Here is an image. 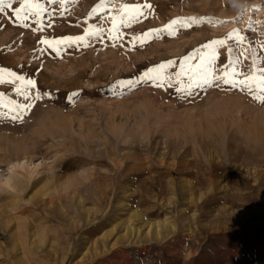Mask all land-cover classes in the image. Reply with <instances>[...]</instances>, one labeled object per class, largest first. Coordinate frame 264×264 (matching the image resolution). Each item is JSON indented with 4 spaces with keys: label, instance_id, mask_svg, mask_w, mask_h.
I'll return each mask as SVG.
<instances>
[{
    "label": "rangeland",
    "instance_id": "1",
    "mask_svg": "<svg viewBox=\"0 0 264 264\" xmlns=\"http://www.w3.org/2000/svg\"><path fill=\"white\" fill-rule=\"evenodd\" d=\"M20 2L11 0L12 8L0 12V69L37 79L38 87L32 92H39L40 98L33 97L32 110L16 122L26 124L18 127V133L26 130L22 135L30 144L32 136L40 141L23 163L0 159V206L7 210L27 203L29 207L10 221L9 232L15 236L0 235V264H93L91 256L98 255V249L106 251L109 260L118 258V264H264V103L228 85L197 89L186 96L176 91L175 81L185 56L233 29L245 40L243 47L227 54L228 59L247 49L239 67L250 65L253 58L264 67V0H111L97 13L92 9L101 0H65L63 5L60 0H39L47 9L40 31H35L40 27L35 18L27 21L28 28L16 20L13 9ZM112 3L117 8L121 4H150L151 8L143 7L144 16L121 25L120 39L112 41L107 32L110 16L117 11ZM188 17L203 22L187 28L178 24L174 35L163 30L173 19ZM91 25L105 32L102 38L88 37L87 47L62 46L57 56L39 43L45 36L83 35ZM150 29L161 31L144 42L135 39ZM228 59L221 56L224 63ZM169 60L175 62L166 70L172 79L163 87L147 81L133 86L120 83L135 82L148 69ZM9 96L31 103L16 92ZM50 114L57 122L64 118V133L58 123L49 124ZM37 116L43 117L39 121ZM47 128L50 133L44 135ZM7 176H13L12 188L5 183ZM21 182L30 183L24 191L17 189ZM53 196L57 199L49 202ZM133 217L138 233L126 232L124 227ZM115 218L119 219L113 235L105 245L99 243L100 233L111 230ZM154 220L160 223L161 238L153 229L146 233L144 221ZM5 223L0 218V225ZM31 241L37 244L32 246Z\"/></svg>",
    "mask_w": 264,
    "mask_h": 264
},
{
    "label": "snow or ice",
    "instance_id": "2",
    "mask_svg": "<svg viewBox=\"0 0 264 264\" xmlns=\"http://www.w3.org/2000/svg\"><path fill=\"white\" fill-rule=\"evenodd\" d=\"M55 2V0H53ZM61 4L65 3V0H60ZM111 3V0H101L100 4L96 5L92 9V13L103 12L104 8ZM113 8H117L115 3H112ZM12 8L11 0L5 3V0H0V12L4 11V8ZM143 7L151 8L150 4L147 5H129L121 4L117 8L116 14L110 16L111 27L107 29L108 39L116 41L120 39V26L127 25L129 21L138 19L144 16L142 11ZM47 9L39 2V0H21L19 7L13 9L16 20L28 28L30 25L27 21L30 18H35L36 24L40 27L35 31H40L44 28L43 21L41 19L42 14ZM203 22L197 21L195 17L177 18L173 19L169 23L163 26V30L167 31L170 35L175 34L174 26L180 25L181 27H191L195 23ZM251 24V21H249ZM51 22L47 27H51ZM161 29H150L148 32H144L142 36L135 37L137 41L144 42L145 39L152 37L153 33H159ZM105 29L103 27H97L95 25L89 26L84 31L83 35H65V36H53L43 37L39 40V43L51 49L57 56L61 54L62 46H77L83 44L88 46V37H103ZM245 37L240 34L238 29H233L227 33L224 37L212 39L210 42L202 45V49H197L195 54H190L183 58V62L180 64V70L175 72V81L178 85L176 91L186 96L193 95L194 91L201 88H220L224 85H228L231 88H240L246 90L257 101L264 103V67L256 65L255 58L252 63L244 68H240L242 64L240 57L245 56V51L239 53L235 59H228L227 54L243 47ZM223 50V51H222ZM224 55L225 59H228L227 63L221 60V56ZM195 60V63L190 61ZM220 61V67H217V62ZM175 62L172 60L166 63L158 64L155 68H150L139 78V80L133 82L121 81V84L127 83L129 86H133L135 83L141 81H147L154 83L157 87H163L165 82H170L172 77L167 73V69L171 68ZM156 73L155 76L152 73ZM5 77H8L7 79ZM187 78L186 81L184 78ZM12 84L14 91L22 96L25 101H30L33 97L35 99L40 98L39 92H32V89L36 88V81L31 78H25L24 76L17 75L15 72L8 69H0V84ZM3 94L0 93V97ZM12 107L9 108L8 104L0 103V107L8 108V113L11 114V119L16 121L22 118V114L31 108V103H15L9 102Z\"/></svg>",
    "mask_w": 264,
    "mask_h": 264
},
{
    "label": "bare ground",
    "instance_id": "3",
    "mask_svg": "<svg viewBox=\"0 0 264 264\" xmlns=\"http://www.w3.org/2000/svg\"><path fill=\"white\" fill-rule=\"evenodd\" d=\"M92 1H95V0H92ZM88 2V1H87ZM88 4H89V2H88ZM91 4H92V2H91ZM23 39V38H22ZM7 40V39H6ZM13 41V40H12ZM30 43H32V42H29V44L28 45H30ZM27 44V43H26ZM3 45V44H2ZM27 46V45H26ZM3 47V46H2ZM27 47H29V46H27ZM3 50H4V48H3ZM18 52V51H17ZM16 52V53H17ZM21 53V52H20ZM23 55V54H22ZM166 54H164L163 56H165ZM18 56V55H17ZM14 57H16V56H14ZM19 57V56H18ZM10 60H12V59H10ZM17 60H19L18 58H17ZM13 61H14V59H13ZM147 61V60H146ZM4 62H6V61H4ZM11 62V61H10ZM15 62H17L16 60H15ZM151 62V61H150ZM34 64V63H33ZM15 65V64H14ZM23 65V64H22ZM12 66V65H11ZM39 66V65H38ZM6 67V66H5ZM89 67V66H88ZM84 68H85V66H84ZM83 68V69H84ZM7 69V68H6ZM11 69V68H10ZM76 69H77V67H76ZM95 69H96V67H95ZM45 70V69H44ZM50 70H51V68H50ZM93 70H94V68H93ZM77 71V70H76ZM94 71H96V70H94ZM45 72V71H44ZM46 72H47V70H46ZM38 73V72H37ZM80 73V72H79ZM78 73V74H79ZM99 72H97V74H98ZM47 74H49L48 72H47ZM113 74V73H112ZM20 75V74H19ZM71 75V74H70ZM114 75V74H113ZM33 76H35V74L33 75ZM37 76H38V74H37ZM49 76H51V75H49ZM116 76V75H115ZM54 77V76H53ZM69 77V76H68ZM68 77H67V79H68ZM73 77V76H72ZM71 77V78H72ZM95 77V76H94ZM45 78V77H44ZM74 78V77H73ZM98 78V77H97ZM46 79V78H45ZM47 79H48V77H47ZM56 79V78H55ZM72 80V79H71ZM74 80V79H73ZM72 80V81H73ZM76 80V79H75ZM51 81V80H50ZM61 81V80H60ZM36 82H37V79H36ZM67 82V81H66ZM75 82V81H74ZM78 82V80L75 82V83H77ZM43 83V82H42ZM79 84V83H78ZM105 84V83H104ZM104 84H103V86H104ZM110 84V83H109ZM41 85V84H40ZM64 85V84H63ZM68 85H70V84H68ZM37 87H38V85H36ZM101 86V85H100ZM40 87V86H39ZM49 87V86H48ZM52 87H53V85H52ZM51 87V88H52ZM69 87V86H68ZM99 87V86H98ZM102 87V86H101ZM73 88V87H72ZM100 88V87H99ZM40 89V88H39ZM57 89V88H56ZM71 89V88H70ZM78 89V88H77ZM76 89V90H77ZM33 90H35V89H33ZM49 90V89H48ZM55 90V89H54ZM75 90V91H76ZM104 90V89H103ZM41 91V90H40ZM46 91V90H45ZM92 91V90H91ZM11 92H15L14 91V88H13V85L12 84H8V83H5V84H0V93H2L3 94V96L2 97H0V103H3V104H8L9 105V108H11L12 107V105L9 103L10 101H12V102H15V103H21V101H19L20 99V97L18 98V97H16L15 96V98H13V97H11V96H9V94L11 93ZM43 92V91H42ZM47 92V91H46ZM50 92V91H49ZM141 93V92H140ZM16 95V94H15ZM13 96H14V94H13ZM20 96V95H19ZM150 97V96H149ZM149 97H147V99L149 98ZM18 98V99H17ZM51 98V97H50ZM35 99V98H34ZM32 100V99H31ZM31 100H30V102H31ZM37 100V99H36ZM35 100V102H37ZM46 100V99H45ZM169 100V99H168ZM42 101V100H41ZM72 101V100H71ZM151 101V100H150ZM152 101H153V98H152ZM151 101V102H152ZM243 101H245V100H243ZM22 102H23V99H22ZM34 102V100L31 102V105H32V103ZM43 102L45 103V101L43 100ZM150 102V103H151ZM168 102V101H167ZM237 102V101H236ZM23 103H26V102H23ZM37 103H40V101H38ZM44 105V104H43ZM47 105V104H46ZM151 105V104H150ZM240 105V104H239ZM245 105V104H244ZM39 106H40V104H39ZM45 106V105H44ZM153 106H154V103H153ZM217 106V105H216ZM236 106V105H235ZM243 106V105H242ZM38 107V106H37ZM40 107H42V105L40 106ZM47 107V106H46ZM49 107V106H48ZM244 107V106H243ZM213 108V107H212ZM221 108V107H220ZM237 108H239V107H237ZM35 109V108H34ZM33 109V110H34ZM37 109V108H36ZM35 109V110H36ZM66 109V108H65ZM216 109V108H215ZM244 109V108H243ZM242 109V110H243ZM30 110V109H29ZM31 110H32V107H31ZM34 110V111H35ZM64 110V109H63ZM241 110V111H242ZM245 110V109H244ZM243 110V111H244ZM38 111V113H39V110H37ZM52 111V110H51ZM64 111H68V110H64ZM63 111V112H64ZM70 111V110H69ZM73 111V110H72ZM71 111V112H72ZM221 111V110H220ZM238 111V110H237ZM9 112V109L8 108H3V107H0V152L1 153H3V156H1L0 157V159L3 161H6V160H9V162H11V164H12V162H14V161H18L19 163H23V162H20L21 160H24V159H26V158H29L30 157V153L33 151L32 150V148L34 149V147H35V145H36V142L37 141H40L39 139L37 140V138L36 137H30L31 139H32V143L30 144V141H28L27 140V136L26 137H24V135H22L23 133L22 132H24V131H26V130H24L23 131V128H22V132H20V133H18L19 132V130L21 129V128H18V127H20L21 125H24V126H26V124H19L18 122H16V121H18V120H16V121H13L12 119H11V114H14V113H9L8 115H4L3 113H8ZM29 112V111H28ZM34 113V112H33ZM36 113V112H35ZM34 113V114H35ZM62 113V112H61ZM70 113V112H69ZM74 113V112H73ZM23 114H25V113H23ZM37 114V113H36ZM57 114V113H56ZM32 115V114H31ZM42 115V114H41ZM51 115V119H48V120H50V123L49 124H51V125H54L55 123H58L59 125H60V131H61V133H64L65 132V127H66V124L65 123H62V119H64V118H62L61 120H59L58 122L55 120V117L53 118V114H50ZM61 115H63V114H61ZM26 116H28V115H26ZM25 117V116H24ZM32 117L33 116H31V119H32ZM38 117V119H39V117H43V116H37ZM62 117V116H61ZM60 117V118H61ZM63 117H64V115H63ZM34 118V117H33ZM47 118V117H46ZM59 118V119H60ZM22 119V118H21ZM27 119V118H26ZM42 119V118H41ZM45 119V118H44ZM28 120H29V118H28ZM33 120V119H32ZM37 120V119H36ZM58 120V119H57ZM24 121V120H23ZM23 121H22V123H23ZM30 121V120H29ZM39 121H40V119H39ZM47 121V120H46ZM25 122V121H24ZM33 122V121H32ZM37 122H38V120H37ZM44 122V121H43ZM42 122V123H43ZM48 122V121H47ZM63 122H64V120H63ZM29 123V122H28ZM46 123V122H45ZM31 124V123H30ZM38 125H40V127H41V123H39V124H37V126ZM50 125V126H51ZM31 126H33V124L31 125ZM34 126H36V125H34ZM46 126H48V125H46ZM46 126H44V127H46ZM54 127V126H53ZM32 128V127H31ZM51 128V127H50ZM28 129V128H27ZM30 129V128H29ZM29 129L27 130V132L29 131ZM39 129V128H38ZM37 129V130H38ZM42 129V128H41ZM48 129V128H47ZM53 129V128H52ZM57 129V128H56ZM55 129V130H56ZM40 130V129H39ZM32 131V130H31ZM44 131H45V129H44ZM26 132V133H27ZM36 132H38V131H36ZM43 132V131H42ZM57 132V131H56ZM207 132V131H206ZM26 133H24V134H26ZM39 133V132H38ZM47 133H50V131H49V129H48V131L46 132V133H44V135H47ZM68 133H69V131H68ZM71 133V132H70ZM163 133V132H162ZM165 133V132H164ZM217 133V132H216ZM34 134V133H33ZM32 134V135H33ZM56 134V133H55ZM54 134V135H55ZM208 134V133H207ZM211 134H213L214 135V132L212 133V131H211ZM250 134H252V133H250ZM39 135H41V133L39 134ZM59 135V134H58ZM68 135V134H67ZM126 135V134H125ZM157 134H155V136H156ZM161 135H163V134H161ZM164 135H166V134H164ZM163 135V136H164ZM173 135H175V133L173 134ZM209 135H210V133H209ZM212 135V136H213ZM34 136H36V135H34ZM37 136H38V134H37ZM43 136V135H42ZM42 136H40V137H42ZM49 136V135H48ZM70 136H72V135H70ZM159 136H160V134H159ZM168 136H170L171 137V135H168ZM167 136V137H168ZM211 136V135H210ZM210 136H208V137H210ZM253 136V135H252ZM45 137V136H44ZM54 137V136H53ZM62 137H64L63 135H62ZM157 137V136H156ZM176 137H178V136H176ZM181 137V136H180ZM184 137V136H183ZM217 137V136H216ZM39 138V137H38ZM134 137H132L131 139H133ZM135 138H137V137H135ZM175 138V137H174ZM202 138V137H201ZM213 139H214V137H212ZM64 139V138H63ZM183 139V138H182ZM181 139V140H182ZM210 139H211V137H210ZM52 140H53V138H52ZM139 140V139H138ZM155 140H157V139H155ZM160 140V139H159ZM178 140V139H177ZM133 141V140H132ZM150 141H151V139H150ZM199 141V140H198ZM203 141V140H202ZM213 141V140H212ZM256 141V140H255ZM26 142H27V144H29V145H31V146H26L25 144H26ZM113 142V141H112ZM131 142V141H130ZM160 142V141H159ZM175 142V141H174ZM211 142V141H210ZM101 143V142H100ZM108 143V142H107ZM129 143V142H128ZM154 143V142H153ZM156 143V142H155ZM197 143V142H196ZM216 143V142H215ZM174 144V143H173ZM172 144V145H173ZM183 144V143H182ZM195 144V143H194ZM199 144H201V143H199ZM264 144V143H263ZM107 145V144H106ZM109 145V144H108ZM124 145V144H123ZM160 145H162V144H160ZM168 145H171V144H168ZM195 145H197V144H195ZM111 146V145H110ZM183 146V145H182ZM181 146V147H182ZM210 146V145H209ZM40 147V146H39ZM99 147V146H98ZM128 147V146H127ZM130 147V146H129ZM172 147V146H171ZM174 147L175 146H173V148L172 149H174ZM186 147V146H185ZM110 148V147H109ZM169 148V147H168ZM180 148V147H179ZM167 149V148H166ZM38 150V149H37ZM93 150V149H92ZM91 150V151H92ZM115 150V149H114ZM170 150V149H169ZM110 151H113V150H110ZM106 152V151H105ZM109 152V151H108ZM249 152V151H248ZM183 153V152H182ZM102 154V153H101ZM185 154V153H184ZM191 154V153H190ZM263 154V153H262ZM33 155V154H32ZM94 155H96V154H94ZM107 155V153L105 154V156ZM181 155V154H180ZM189 155V154H188ZM5 156V157H4ZM114 156V155H113ZM131 157V156H130ZM140 157V156H139ZM6 158H8V159H6ZM31 158V157H30ZM106 159V158H105ZM113 159V158H112ZM111 159V160H112ZM135 159H137V158H135ZM135 159H131L132 161H134ZM141 159V158H140ZM143 159V158H142ZM177 159V158H176ZM144 160V159H143ZM142 160V161H143ZM185 160V159H184ZM189 160V159H188ZM196 160V159H195ZM1 161V162H2ZM27 161V160H26ZM123 161V160H122ZM155 161V160H154ZM160 161V160H159ZM179 161V160H178ZM186 161V160H185ZM1 162H0V165H1ZM8 162V163H9ZM149 162H150V160H149ZM156 162V161H155ZM155 162H154V164H155ZM199 162V161H198ZM3 163V162H2ZM6 163V162H5ZM66 163V162H65ZM121 163H123V162H121ZM138 163H140L139 162V159H138ZM179 163V162H178ZM182 163V162H181ZM119 164V163H118ZM126 164V163H125ZM125 164H124V166H125ZM168 164V163H167ZM189 164H190V162H189ZM194 164V162L192 163V165ZM196 164H198V163H196ZM62 165V164H61ZM61 165H60V167H61ZM138 165V164H137ZM141 165V164H140ZM170 165V164H169ZM21 166V165H20ZM116 166V165H115ZM136 166V165H135ZM178 166V165H177ZM187 166V165H186ZM185 166V167H186ZM12 167V166H11ZM59 167V168H60ZM126 167V166H125ZM147 167V166H146ZM148 168V167H147ZM173 168V167H172ZM177 168V167H176ZM188 168V167H187ZM197 168H199V167H197ZM263 168V167H262ZM58 169V168H57ZM120 169V168H119ZM123 169V168H122ZM144 169V168H143ZM178 169H179V167H178ZM178 169H176V170H178ZM97 170H99L98 168H97ZM101 170V169H100ZM105 170V169H104ZM175 170V171H176ZM183 170V169H182ZM193 170H195V168L193 167ZM257 170V169H256ZM122 171V170H121ZM121 171H120V174H122L121 173ZM130 171V170H129ZM153 171V170H152ZM185 171V170H184ZM200 171V170H199ZM93 172V171H92ZM133 172H134V170H133ZM64 173V172H63ZM91 173V172H90ZM132 173V172H131ZM135 173H136V171H135ZM173 173V172H172ZM187 173V172H186ZM213 173V172H212ZM55 174V173H54ZM99 173H97V175H98ZM106 174V173H105ZM126 174V173H125ZM128 174V173H127ZM142 174V173H141ZM181 174V173H180ZM100 175V174H99ZM122 175H124V174H122ZM202 175V174H201ZM206 175V174H205ZM213 175V174H212ZM102 176V175H101ZM125 176V175H124ZM124 176H122V177H124ZM13 177V176H12ZM11 176H7V178H6V181H5V183L8 185V186H11V188H12V186H13V182H14V180H13V178H12ZM93 177V176H92ZM104 177H105V175H104ZM40 178V177H39ZM38 178V179H39ZM57 178H60V176H58ZM109 178V177H108ZM131 178V177H130ZM134 178V177H133ZM85 179V178H84ZM95 179V178H94ZM124 179V178H123ZM127 179V178H126ZM185 179H187V178H185ZM184 179V180H185ZM202 179V178H201ZM31 180V179H30ZM36 180V179H35ZM83 180V179H82ZM91 180V179H90ZM89 180V181H90ZM98 180V179H97ZM103 180V179H102ZM107 180H109V179H107ZM118 180V179H117ZM132 180V179H131ZM92 181V180H91ZM96 181V180H95ZM100 181V180H99ZM182 181V180H181ZM18 182H20V181H18ZM85 182V181H84ZM97 182V181H96ZM111 182V181H110ZM125 182V181H124ZM129 182V181H128ZM16 183V182H15ZM27 183H29V182H26V183H24V182H21L20 184L18 183V185H17V189L19 190V191H24L25 189H26V185H27ZM91 183V182H90ZM182 183H183V181H182ZM30 184V183H29ZM41 184V183H40ZM79 184V183H78ZM83 184V183H82ZM86 184V183H85ZM99 184H100V182H99ZM123 184V183H122ZM125 184V183H124ZM184 184V183H183ZM106 185V184H105ZM104 185V186H105ZM112 185H113V183H112ZM126 185V184H125ZM90 186V185H89ZM92 186V185H91ZM98 186H100V185H98ZM109 186L110 187H112L110 184H109ZM16 187V186H15ZM79 187V186H78ZM109 187V188H110ZM114 187V186H113ZM118 187H119V185H118ZM81 188V187H80ZM79 188V189H80ZM108 188V187H107ZM124 188V187H123ZM128 188V187H127ZM178 188V187H177ZM184 188H185V186H184ZM204 188V187H203ZM16 189V190H17ZM63 189H65L64 187H63ZM185 189H187V188H185ZM193 189V188H192ZM81 190V189H80ZM199 190V189H198ZM73 191V190H72ZM102 191H103V189H102ZM105 191V190H104ZM112 191V190H111ZM186 191H188V190H186ZM197 191V190H196ZM8 192H10V191H8ZM100 192V191H99ZM123 192V191H122ZM194 192V191H193ZM12 193V192H11ZM109 193H111V192H109ZM108 193V194H109ZM206 193V192H205ZM14 194V193H13ZM76 194V193H75ZM90 194H91V192H90ZM96 194V193H95ZM107 194V193H106ZM153 194V193H152ZM195 194V193H194ZM20 195H22V194H20ZM64 195V194H63ZM92 195V194H91ZM90 195V196H91ZM112 195V194H111ZM187 195V194H186ZM15 196V195H14ZM34 196H36V195H34ZM39 196H40V194H39ZM92 196H94V195H92ZM104 196V195H103ZM113 196V195H112ZM112 196H111V198H112ZM204 196V195H203ZM206 196V195H205ZM45 197V196H44ZM46 197H47V195H46ZM46 197H45V199H46ZM87 197V196H86ZM186 197V196H185ZM16 198V197H15ZM41 198H43V197H41ZM82 198H83V196H82ZM97 198V197H96ZM110 198V199H111ZM118 198V197H117ZM116 198V199H117ZM122 198V197H121ZM188 198V197H187ZM202 198V197H201ZM30 199V198H29ZM57 199V196H53L51 199H50V201L49 202H54L55 200ZM77 199V198H76ZM93 199V198H92ZM12 200V199H11ZM42 200V199H41ZM83 200V199H82ZM106 200V199H105ZM104 200V201H105ZM120 200V199H119ZM200 200V199H199ZM9 201V200H8ZM13 201H15V200H13ZM77 201V200H76ZM80 201V200H79ZM84 201L85 202H87L85 199H84ZM91 201V200H90ZM94 201H96V200H94ZM93 201V202H94ZM110 201V200H109ZM177 201V200H176ZM187 201V200H186ZM202 201V200H201ZM11 202V201H10ZM37 202V201H36ZM39 202H41V201H39ZM60 202H61V200H60ZM82 202V201H81ZM101 202V201H100ZM116 202V201H115ZM173 202V201H172ZM172 202H171V204H172ZM13 203V202H12ZM16 203V202H15ZM17 203H19V201L17 202ZM25 203V202H24ZM107 203V202H106ZM109 203V202H108ZM107 203V204H108ZM202 203V202H201ZM27 203H25V204H16V205H14L13 206V208L12 209H4V207H2V206H0V207H2L1 208V211H0V218L2 219V220H4V221H6V223L5 224H1L0 225V235H2V236H4V237H10L11 238V236L13 237V235L15 234V232H14V234L12 235V233H10L9 231V229H10V225H11V222L10 221H12L13 220V218H14V214L15 213H20V212H24L25 210H28V204L26 205ZM54 204V203H53ZM77 204V203H76ZM83 205L85 204L84 202L82 203ZM82 204H80V206L82 205ZM116 204V203H115ZM115 204H113V205H115ZM174 204H176L175 202H174ZM73 205V204H72ZM71 205V206H72ZM98 205V204H97ZM50 206V205H49ZM79 206V205H78ZM77 206V207H78ZM172 206V205H171ZM175 206V205H174ZM173 206V207H174ZM12 207V206H11ZM52 207V206H51ZM59 207V206H58ZM75 207V206H74ZM34 208V207H33ZM48 208V207H47ZM63 208H65V207H63ZM67 208V207H66ZM65 208V209H66ZM69 208H71V207H69ZM68 208V209H69ZM90 208V207H89ZM89 208H88V210H89ZM75 209V208H74ZM127 209V208H126ZM174 210H175V208H173ZM81 210V209H80ZM91 210V209H90ZM114 210V209H113ZM116 210V209H115ZM60 211V210H59ZM58 211V212H59ZM69 211H71V210H69ZM75 211V210H74ZM136 211H138V210H136ZM142 211V210H141ZM185 211V210H184ZM183 211V212H184ZM97 212V211H96ZM131 212H133L132 210H131ZM180 212V211H179ZM62 213V212H61ZM139 213H141V212H139ZM186 213V212H185ZM70 214H71V212H70ZM108 214H109V212H108ZM143 214V213H142ZM184 214V213H183ZM72 215V214H71ZM99 215V214H98ZM181 215V214H180ZM185 215V214H184ZM18 216V215H17ZM60 216H62V215H60ZM65 216V215H64ZM85 217H86V214L84 215ZM100 216V215H99ZM179 216V215H178ZM20 217V216H19ZM72 218H73V216H71ZM77 218L79 217V216H76ZM104 217V216H103ZM138 217H139V215H138ZM142 217V216H141ZM144 217V216H143ZM21 219H22V217H20ZM20 218H15L16 220L17 219H20ZM76 218V219H77ZM185 218V217H184ZM112 219V218H111ZM118 219L119 218H115V220H114V224H112L113 226H112V228H111V230H106V231H102V234L100 233V235H101V237L99 238L100 240H98V242L99 243H103L104 244V242H106L107 240H108V238L109 237H111L112 235H113V232L115 231V229H116V227H117V225L115 224V222H117L118 221ZM146 219V217H144V220ZM179 219V218H178ZM183 219V218H182ZM16 220H15V222H16ZM25 220V219H24ZM87 220V219H86ZM85 220V221H86ZM121 220V219H120ZM123 220V219H122ZM136 220V219H135ZM140 220V219H139ZM138 220V221H139ZM164 220H166V219H164ZM18 221V220H17ZM21 221V220H20ZM90 220H88V222H89ZM111 221V220H110ZM109 221V222H110ZM157 220H154V222L155 223H153V222H150V221H144V224H145V230H146V233L147 234H149V232L150 231H152V229L154 230V235L157 237V238H159L160 237V235H161V227H160V223L157 221ZM196 221V220H195ZM3 222V221H2ZM23 222V221H22ZM26 222V221H25ZM28 222H30L29 220H28ZM95 222V221H94ZM134 217L133 218H130L127 222H126V224H125V228H126V232H128V231H130L131 233H138L140 230H138V228L134 225ZM166 223H167V221H165ZM183 222V221H182ZM4 223V222H3ZM75 223V222H74ZM87 223V222H86ZM163 223V222H162ZM161 223V224H162ZM169 223V222H168ZM173 223V222H172ZM175 223V222H174ZM17 224V223H16ZM33 224V223H32ZM18 225V224H17ZM24 225V224H23ZM34 225V224H33ZM76 225V224H75ZM167 225V224H166ZM73 226V225H72ZM79 226V225H78ZM111 226V225H110ZM164 226V225H163ZM162 226V227H163ZM168 226V225H167ZM80 227V226H79ZM123 227V226H122ZM165 227V226H164ZM174 227V226H173ZM13 228V227H12ZM27 228V227H26ZM29 228V227H28ZM34 228V227H33ZM36 228H37V226H36ZM74 228V227H73ZM22 229V228H21ZM78 229V228H77ZM89 229V228H88ZM121 229V228H120ZM124 229V228H123ZM167 229V228H166ZM165 229V230H166ZM171 229V228H170ZM125 230V229H124ZM37 231V230H36ZM167 231H168V229H167ZM9 232V233H8ZM39 232V231H38ZM166 232V231H165ZM169 232V231H168ZM174 232V231H173ZM175 232H177V231H175ZM18 233V232H17ZM21 234H22V232H20ZM30 233V232H29ZM99 233V232H98ZM170 233V232H169ZM91 234V233H90ZM125 234V233H124ZM32 235V234H31ZM150 235V234H149ZM165 235V234H164ZM15 236V235H14ZM27 236H29L28 234H27ZM26 236V237H27ZM99 236V235H98ZM147 236L148 235H146V238H147ZM165 236H167V235H165ZM1 237V236H0ZM118 237V236H117ZM127 237V236H126ZM135 237V236H134ZM63 238V237H62ZM96 238V237H95ZM116 238V237H115ZM120 238V237H119ZM122 238V237H121ZM144 238V237H143ZM149 238V237H148ZM161 238V237H160ZM118 239V238H117ZM130 239H132V238H130ZM169 239V238H168ZM3 241H4V238L2 239ZM28 240V239H27ZM129 240V239H128ZM141 240V239H140ZM173 240V239H172ZM2 241V242H3ZM159 241V240H158ZM165 241V240H164ZM6 242V241H5ZM11 242V241H10ZM128 242H130V240L128 241ZM157 242V241H156ZM15 243V242H14ZM32 246L33 245H35V244H37V242L36 241H31V242H29ZM10 244V243H9ZM12 244V243H11ZM19 244V243H18ZM109 244V243H108ZM129 244V243H128ZM140 244V243H139ZM142 244V243H141ZM149 244V243H148ZM151 244V243H150ZM16 245V244H15ZM105 245V244H104ZM6 246H8V245H6ZM49 246V245H48ZM90 246V245H89ZM91 247V246H90ZM126 247V246H125ZM127 247H129V246H127ZM126 247V248H127ZM132 247V246H131ZM137 247V246H136ZM27 248V247H26ZM89 248V247H88ZM99 248V247H98ZM110 248V247H109ZM108 248V249H109ZM121 248V247H120ZM135 248V247H134ZM105 249L106 248H104L103 250L105 251ZM111 249H112V247H111ZM113 249H114V247H113ZM128 249H130V248H128ZM138 249H140V248H138ZM95 250V249H94ZM99 250V249H98ZM98 250H96L97 252L96 253H98V255L96 254V256H91V260H92V262H93V264H118V258L116 259V258H111L110 260L108 259L109 258V256L108 257H106L104 254L106 253V251H105V253H103L102 252V250L101 251H98ZM107 250V249H106ZM110 250V249H109ZM108 250V251H109ZM122 250V249H121ZM83 251V250H82ZM128 251V250H127ZM4 252V251H3ZM7 252V251H6ZM52 252V251H51ZM117 252V251H116ZM121 252V251H120ZM8 253V252H7ZM83 253V252H82ZM84 253H85V251H84ZM84 253H83V255H84ZM86 253H88V251L86 252ZM111 253H114L115 254V250H112L111 251ZM122 254H124L123 252H122ZM86 255V254H85ZM90 256V255H89ZM119 256V255H118ZM5 257V256H4ZM81 257H82V254H81ZM16 259V258H15ZM90 259V258H89ZM121 260V259H120ZM76 261H78V260H75V262ZM17 262V261H16ZM30 262V261H29ZM10 263V262H9ZM8 263V264H9ZM15 263V262H14ZM86 263V262H85ZM75 264V263H74ZM84 264V263H83Z\"/></svg>",
    "mask_w": 264,
    "mask_h": 264
}]
</instances>
